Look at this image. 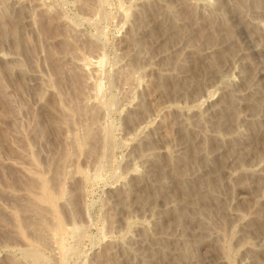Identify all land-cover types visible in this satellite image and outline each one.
<instances>
[{
  "label": "rangeland",
  "instance_id": "obj_1",
  "mask_svg": "<svg viewBox=\"0 0 264 264\" xmlns=\"http://www.w3.org/2000/svg\"><path fill=\"white\" fill-rule=\"evenodd\" d=\"M0 264H264V0H0Z\"/></svg>",
  "mask_w": 264,
  "mask_h": 264
},
{
  "label": "bare ground",
  "instance_id": "obj_2",
  "mask_svg": "<svg viewBox=\"0 0 264 264\" xmlns=\"http://www.w3.org/2000/svg\"><path fill=\"white\" fill-rule=\"evenodd\" d=\"M98 61V60H97Z\"/></svg>",
  "mask_w": 264,
  "mask_h": 264
}]
</instances>
